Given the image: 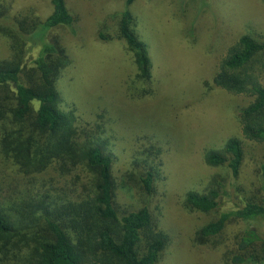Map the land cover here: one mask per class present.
Here are the masks:
<instances>
[{
	"label": "rangeland",
	"instance_id": "obj_1",
	"mask_svg": "<svg viewBox=\"0 0 264 264\" xmlns=\"http://www.w3.org/2000/svg\"><path fill=\"white\" fill-rule=\"evenodd\" d=\"M67 4L79 20L71 28L50 31L61 37L71 58L58 82L60 107L73 113L80 140L84 129L92 131L114 155L121 212L148 202L156 222L171 236L158 264H225L221 242L228 243L247 227L264 234V217L232 220L222 236L202 244L195 240L196 230L219 213L191 210L184 199L187 191L204 190L212 175L224 173L204 157L230 137L241 138L246 150L241 178L245 184L252 181L262 158L261 144L244 139L238 123L239 109L252 98L211 82L235 40L249 30L264 35V0H136L130 10L153 62L155 90L149 97L139 90L134 93L131 84L137 69L132 53L114 35L116 21L111 16L123 10L125 2L67 0ZM52 10L51 0H0V27L14 28L24 18L46 19ZM101 30L108 38H100ZM11 43L13 38L0 30V59L12 57ZM34 55L31 52L29 59ZM261 82L264 85V70ZM62 165L56 158L42 172L28 174L0 148V201H19L21 194L44 195L48 200L60 195L85 197L90 173L82 164L69 165L68 171ZM146 165L156 174L149 198L133 175Z\"/></svg>",
	"mask_w": 264,
	"mask_h": 264
},
{
	"label": "trees",
	"instance_id": "obj_2",
	"mask_svg": "<svg viewBox=\"0 0 264 264\" xmlns=\"http://www.w3.org/2000/svg\"><path fill=\"white\" fill-rule=\"evenodd\" d=\"M51 1L53 10L46 19L24 18L14 28L0 27L13 38L12 57L0 59V148L28 174L42 172L56 158L65 171L69 165L82 164L91 185L80 200L21 194L19 201H0V264H158L171 236L156 222L148 202L121 212L114 155L92 131L84 129L80 140L73 113L60 107L58 82L71 58L61 37L50 31L71 28L79 18L67 0ZM123 1L124 9L111 16L116 21L114 35L132 53L137 69L131 84L134 93L139 90L149 97L155 90L153 62L130 10L136 0ZM99 36L108 38L102 30ZM31 52L35 55L29 59ZM263 70L264 35L249 30L228 47L211 83L252 98L239 109L238 123L242 137L264 150ZM136 82L145 87H137ZM204 158L224 173L212 175L204 190L185 195L187 208L219 213L196 230L195 240L202 244L222 236L232 220L264 217V152L248 184L241 179L246 162L241 138L230 137L220 148L208 149ZM133 175L148 198L152 196L155 170L146 165ZM221 244L226 248L225 264H264V234L256 228L239 229Z\"/></svg>",
	"mask_w": 264,
	"mask_h": 264
}]
</instances>
